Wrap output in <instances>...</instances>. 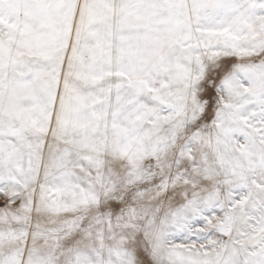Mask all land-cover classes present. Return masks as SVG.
I'll return each mask as SVG.
<instances>
[{"label": "snow or ice", "instance_id": "6c2138e0", "mask_svg": "<svg viewBox=\"0 0 264 264\" xmlns=\"http://www.w3.org/2000/svg\"><path fill=\"white\" fill-rule=\"evenodd\" d=\"M0 264H264V0H0Z\"/></svg>", "mask_w": 264, "mask_h": 264}]
</instances>
